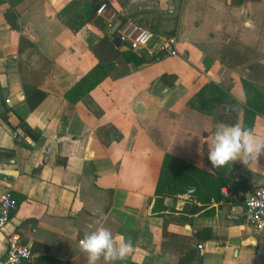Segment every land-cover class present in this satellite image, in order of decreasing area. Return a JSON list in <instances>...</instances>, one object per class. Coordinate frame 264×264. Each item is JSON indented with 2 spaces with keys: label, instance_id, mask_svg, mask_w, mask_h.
Returning <instances> with one entry per match:
<instances>
[{
  "label": "crops",
  "instance_id": "obj_1",
  "mask_svg": "<svg viewBox=\"0 0 264 264\" xmlns=\"http://www.w3.org/2000/svg\"><path fill=\"white\" fill-rule=\"evenodd\" d=\"M71 1L37 0L16 16L0 0V114L8 109L7 122L0 117V152L13 151L0 158V196L10 190L18 199L0 231V260L16 232L32 252L30 264L41 257L85 264L79 241L102 226L134 245L113 264H264V230L229 217L241 213L249 191L264 187V156L250 168L226 165L248 187L222 188L228 204L212 201L188 214L201 204L183 195L164 199L174 200L173 208L163 202L165 211L153 210L164 151L146 132L161 110L180 117L209 83L237 104L213 108L203 142L218 125L242 127L243 83L264 96V0H104L111 17L138 23L154 40L148 51L125 53L106 69L88 94L92 108L70 92L97 64L91 47L109 34L96 16L71 31L59 17ZM168 36L177 39V56L157 52ZM19 120L39 133L37 142L13 130ZM251 130L264 136L263 114Z\"/></svg>",
  "mask_w": 264,
  "mask_h": 264
},
{
  "label": "trees",
  "instance_id": "obj_2",
  "mask_svg": "<svg viewBox=\"0 0 264 264\" xmlns=\"http://www.w3.org/2000/svg\"><path fill=\"white\" fill-rule=\"evenodd\" d=\"M37 0H7L11 11L16 16L25 12ZM243 0H231V4H239ZM104 0H72L60 12L62 22L73 32L81 30L94 17L96 10ZM5 18L12 22L11 13L5 12ZM12 27H15L13 24ZM105 28L104 22L99 25ZM111 37L105 36L98 44L91 47V52L97 60V64L86 74L75 88L70 92L75 100H82L88 108H92V102L88 97L89 92L107 77V70L118 59L123 58L125 53L132 51L116 49L111 43ZM137 54V53H136ZM138 56L136 61L141 60ZM119 64V63H118ZM115 66V65H114ZM246 92V102L243 106L242 128L252 129L256 115H264V96L257 95L253 87L243 83ZM251 91V92H250ZM250 92V94H249ZM70 93L67 96L69 99ZM76 96V97H75ZM76 102V101H75ZM237 103L227 90L214 83L205 85L179 113L183 117L170 116L165 110H161L154 120L146 128L150 139L164 151L159 178L155 187L156 197L153 210L158 207L159 211H165L163 205L166 197L189 196L200 206L193 205L188 214H194L213 202L228 204V198L221 192L222 188H229L232 192L246 191L247 185L242 181H236L227 166L213 168L207 159V145L203 142L206 137L204 127L210 124V112L215 107L235 106ZM8 109L0 114L1 119L7 122L6 113ZM184 124V126L182 125ZM182 126V127H181ZM21 130L31 141L37 142L39 133L30 129L22 120H19L13 128L14 131ZM17 146L29 147L28 144L15 138ZM13 158V151H1L0 158ZM206 163L210 167H206ZM17 201L18 199L12 194ZM34 264H68L51 257H41Z\"/></svg>",
  "mask_w": 264,
  "mask_h": 264
},
{
  "label": "built area",
  "instance_id": "obj_3",
  "mask_svg": "<svg viewBox=\"0 0 264 264\" xmlns=\"http://www.w3.org/2000/svg\"><path fill=\"white\" fill-rule=\"evenodd\" d=\"M95 16L104 20L105 28L108 31L113 28L117 21H120L111 17V11L105 3L98 7ZM115 36L118 37L122 46L135 53L148 51L154 40V35L149 29L130 20L120 21ZM176 47L177 39L175 36L163 37L158 42L157 52L165 57H174L177 56ZM5 103H8V101L5 100ZM241 206L240 214L229 217L240 220V222L250 226L256 233L263 231L264 187L249 191L244 197ZM16 209V199L10 190H6L0 196V231L6 226L11 213ZM197 248L201 250L203 246L198 245ZM32 259V252L27 244L23 243L20 234L16 232L11 233L7 237L5 254L0 260V264H30Z\"/></svg>",
  "mask_w": 264,
  "mask_h": 264
},
{
  "label": "clouds",
  "instance_id": "obj_4",
  "mask_svg": "<svg viewBox=\"0 0 264 264\" xmlns=\"http://www.w3.org/2000/svg\"><path fill=\"white\" fill-rule=\"evenodd\" d=\"M264 156V136H257L251 129L242 128L239 124L218 125L207 144V159L213 168H220L239 161L250 168L257 165ZM80 251L85 264H98L103 258L105 264L124 260L134 251L131 238L113 236L105 227L85 232L79 241Z\"/></svg>",
  "mask_w": 264,
  "mask_h": 264
},
{
  "label": "water",
  "instance_id": "obj_5",
  "mask_svg": "<svg viewBox=\"0 0 264 264\" xmlns=\"http://www.w3.org/2000/svg\"><path fill=\"white\" fill-rule=\"evenodd\" d=\"M119 25H120V21H117L115 23V25L113 26V28L108 31L109 36L112 38L111 39V43L113 44V46L116 49H119L122 46V44H121L120 40L118 39V37L115 36V32L118 29ZM222 110H225V111L230 112V113L237 112V110L235 108H228V107H222ZM164 204H165V206H167L169 208H173L174 204H175V201L172 200V199H166Z\"/></svg>",
  "mask_w": 264,
  "mask_h": 264
},
{
  "label": "rangeland",
  "instance_id": "obj_6",
  "mask_svg": "<svg viewBox=\"0 0 264 264\" xmlns=\"http://www.w3.org/2000/svg\"><path fill=\"white\" fill-rule=\"evenodd\" d=\"M121 47H122V46H121ZM121 49L125 50V49H126V47H125V46H123Z\"/></svg>",
  "mask_w": 264,
  "mask_h": 264
}]
</instances>
